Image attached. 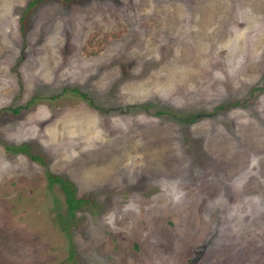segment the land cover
Wrapping results in <instances>:
<instances>
[{
	"label": "rangeland",
	"instance_id": "obj_1",
	"mask_svg": "<svg viewBox=\"0 0 264 264\" xmlns=\"http://www.w3.org/2000/svg\"><path fill=\"white\" fill-rule=\"evenodd\" d=\"M261 89L264 0H0V264H264Z\"/></svg>",
	"mask_w": 264,
	"mask_h": 264
},
{
	"label": "trees",
	"instance_id": "obj_2",
	"mask_svg": "<svg viewBox=\"0 0 264 264\" xmlns=\"http://www.w3.org/2000/svg\"><path fill=\"white\" fill-rule=\"evenodd\" d=\"M38 2H41V0H38ZM264 90V89H261ZM220 110L223 111H227V109H229V106H220L219 107ZM15 112H18V110H15ZM198 120L197 115H193L189 121H187L186 123H190V124H194L196 123ZM8 150H12V147L8 148ZM13 151L16 153H21V154H28L30 156V158L35 161H41V158L39 156H35L33 155L30 151L26 150L24 147H13ZM49 181L51 184H58L60 185V187L62 188V190L64 191L65 195H66V203L68 205L67 209H68V216L65 218V221H67L69 224L73 223V220L75 218V213L77 212V210L82 206V204L84 203H88L89 199H78L75 195V189L74 187L70 184L69 181L64 180L61 177H57V176H53V175H49ZM64 218V216H63ZM69 226L66 227V230H69ZM69 236L71 237V233L69 234ZM71 246L74 247V243H71ZM71 259L74 257V251H71Z\"/></svg>",
	"mask_w": 264,
	"mask_h": 264
},
{
	"label": "bare ground",
	"instance_id": "obj_3",
	"mask_svg": "<svg viewBox=\"0 0 264 264\" xmlns=\"http://www.w3.org/2000/svg\"><path fill=\"white\" fill-rule=\"evenodd\" d=\"M57 57V56H56ZM55 60V59H54ZM123 212V211H122ZM121 220V219H120ZM139 227V226H138Z\"/></svg>",
	"mask_w": 264,
	"mask_h": 264
}]
</instances>
